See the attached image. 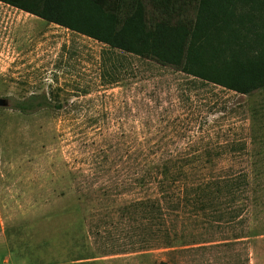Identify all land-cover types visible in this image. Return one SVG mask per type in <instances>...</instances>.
<instances>
[{
    "label": "rangeland",
    "instance_id": "1",
    "mask_svg": "<svg viewBox=\"0 0 264 264\" xmlns=\"http://www.w3.org/2000/svg\"><path fill=\"white\" fill-rule=\"evenodd\" d=\"M0 97V264H245L236 240L264 233V85L234 92L0 2ZM164 169L201 193L162 195ZM154 198L157 224L137 205Z\"/></svg>",
    "mask_w": 264,
    "mask_h": 264
},
{
    "label": "trees",
    "instance_id": "2",
    "mask_svg": "<svg viewBox=\"0 0 264 264\" xmlns=\"http://www.w3.org/2000/svg\"><path fill=\"white\" fill-rule=\"evenodd\" d=\"M0 2L234 92L247 94L264 85V0ZM181 173L187 174L185 169ZM161 175L167 178L160 181L162 195L175 187L178 192L190 188L201 193V183L180 182L166 169ZM137 205L147 216L150 212L153 223L163 218L161 200Z\"/></svg>",
    "mask_w": 264,
    "mask_h": 264
},
{
    "label": "crops",
    "instance_id": "3",
    "mask_svg": "<svg viewBox=\"0 0 264 264\" xmlns=\"http://www.w3.org/2000/svg\"><path fill=\"white\" fill-rule=\"evenodd\" d=\"M241 242H248L246 247L247 257L245 264H264V233L257 234L253 237L246 236L236 240ZM222 264H238L237 259L222 262Z\"/></svg>",
    "mask_w": 264,
    "mask_h": 264
},
{
    "label": "water",
    "instance_id": "4",
    "mask_svg": "<svg viewBox=\"0 0 264 264\" xmlns=\"http://www.w3.org/2000/svg\"><path fill=\"white\" fill-rule=\"evenodd\" d=\"M9 105L8 100L0 97V108H5Z\"/></svg>",
    "mask_w": 264,
    "mask_h": 264
}]
</instances>
